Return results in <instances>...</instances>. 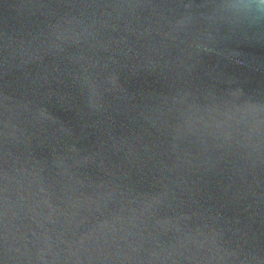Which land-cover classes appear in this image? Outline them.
Listing matches in <instances>:
<instances>
[{"label": "water", "instance_id": "obj_1", "mask_svg": "<svg viewBox=\"0 0 264 264\" xmlns=\"http://www.w3.org/2000/svg\"><path fill=\"white\" fill-rule=\"evenodd\" d=\"M0 264H264V2L0 0Z\"/></svg>", "mask_w": 264, "mask_h": 264}, {"label": "clouds", "instance_id": "obj_2", "mask_svg": "<svg viewBox=\"0 0 264 264\" xmlns=\"http://www.w3.org/2000/svg\"><path fill=\"white\" fill-rule=\"evenodd\" d=\"M262 2H264V0H262ZM237 7L240 8V9H243L245 7H248V6L247 5H237Z\"/></svg>", "mask_w": 264, "mask_h": 264}]
</instances>
